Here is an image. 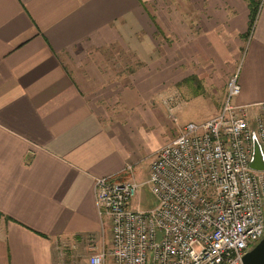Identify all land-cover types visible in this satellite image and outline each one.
Here are the masks:
<instances>
[{
	"label": "crops",
	"instance_id": "obj_1",
	"mask_svg": "<svg viewBox=\"0 0 264 264\" xmlns=\"http://www.w3.org/2000/svg\"><path fill=\"white\" fill-rule=\"evenodd\" d=\"M248 14L247 0H0V264L104 248L93 181L135 161L160 123L155 88L202 74L213 116L243 51L235 103L264 101V0L242 39Z\"/></svg>",
	"mask_w": 264,
	"mask_h": 264
},
{
	"label": "built area",
	"instance_id": "obj_2",
	"mask_svg": "<svg viewBox=\"0 0 264 264\" xmlns=\"http://www.w3.org/2000/svg\"><path fill=\"white\" fill-rule=\"evenodd\" d=\"M239 92L234 75L218 112L187 122L160 146L144 182L126 178L130 165L118 175L94 178L110 247L93 250L90 264H104L107 257L112 264H242L264 235V169L249 165L253 136L264 157V101L251 116L249 106L233 102ZM175 95L161 96L171 107L164 108L169 118L179 107ZM144 184L155 205L131 206Z\"/></svg>",
	"mask_w": 264,
	"mask_h": 264
},
{
	"label": "rangeland",
	"instance_id": "obj_3",
	"mask_svg": "<svg viewBox=\"0 0 264 264\" xmlns=\"http://www.w3.org/2000/svg\"><path fill=\"white\" fill-rule=\"evenodd\" d=\"M245 42H246L245 40L241 41L240 50L243 49ZM241 52L242 53L237 56V63H236L237 68L235 69V76L237 77V79L239 78L240 65L244 56L243 51ZM215 60L216 62H220L219 59L217 58ZM111 63L112 64H109L108 68L112 70L114 74L113 76L117 79L119 78L122 79L123 76L127 75L126 73L127 71L131 72L132 70L139 68L142 65V63H140L137 59H134L133 65L131 63L125 62L127 63L126 64L127 70L126 72H123L121 69V67L123 66L119 65V62L117 64H113V61H111ZM194 69L198 70L201 69V67L200 65L194 66ZM202 81H203L202 74L191 73L183 77V79L179 81V83L176 84L168 83L169 86L166 85L162 87L159 86L155 88V90H153L154 92L149 101L152 103L153 109L163 110V112H161V116H159L160 123L159 124L152 123L150 126H148L147 131L149 135L146 138V142L141 143L139 147L135 149V154H134L135 161H133L132 164H130L132 166V172L129 174V176L126 177L127 179L133 178L138 182H144L148 178L149 166L155 155L154 148L158 144L162 143L166 138H168L164 142L166 143L167 141L175 137L177 134H179L182 127L187 122L189 121L201 122L211 116L209 113L210 109H208L209 101L207 100V96H210L212 94V91L209 90L207 92V95L203 94ZM225 85H226V80H225ZM167 93L168 94L176 93L175 95L176 102L175 99L174 102L179 107L175 111L173 109V113L175 112L173 116L174 118H169L167 116L168 112H166L164 108H169V106L167 105L168 106L167 107L164 103L161 102V96L162 95L164 96ZM201 93L202 96H200ZM233 102H235V98L233 99ZM255 111H256L255 107L248 108V113L251 116L252 113H254ZM249 123L252 125L251 120L249 121ZM155 203L156 200L151 194L148 185L144 184L140 188L138 194L131 201V206L138 207L140 209H145L154 206ZM109 247H110V239L108 240V242L105 241L104 244L105 249H108ZM109 262H111V260L110 258L107 257L105 260V264H109ZM71 264H77V263L72 261ZM80 264H90V263L82 259V262Z\"/></svg>",
	"mask_w": 264,
	"mask_h": 264
},
{
	"label": "water",
	"instance_id": "obj_4",
	"mask_svg": "<svg viewBox=\"0 0 264 264\" xmlns=\"http://www.w3.org/2000/svg\"><path fill=\"white\" fill-rule=\"evenodd\" d=\"M249 165L255 170L264 169L263 153L255 136H253V152ZM242 264H264V235L243 255Z\"/></svg>",
	"mask_w": 264,
	"mask_h": 264
},
{
	"label": "trees",
	"instance_id": "obj_5",
	"mask_svg": "<svg viewBox=\"0 0 264 264\" xmlns=\"http://www.w3.org/2000/svg\"><path fill=\"white\" fill-rule=\"evenodd\" d=\"M248 1V28L247 31L241 35V38L247 39L254 27L255 21L257 19V15L259 12L260 2L261 0H247Z\"/></svg>",
	"mask_w": 264,
	"mask_h": 264
}]
</instances>
